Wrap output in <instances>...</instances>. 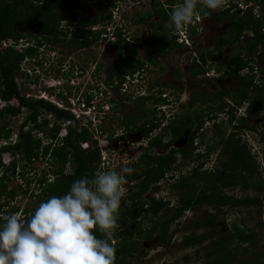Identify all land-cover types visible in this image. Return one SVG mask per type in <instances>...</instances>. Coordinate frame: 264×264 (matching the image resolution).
I'll return each mask as SVG.
<instances>
[{
  "label": "rangeland",
  "instance_id": "374dc122",
  "mask_svg": "<svg viewBox=\"0 0 264 264\" xmlns=\"http://www.w3.org/2000/svg\"><path fill=\"white\" fill-rule=\"evenodd\" d=\"M101 1H104L102 3L105 5L106 0H94L92 3L81 4L84 6L80 9L84 10L88 17L104 16L105 12L111 10L112 19L104 22L105 25H108L107 28L110 25L114 26L117 21L119 22L117 24L127 28V33L122 38L127 39L126 36H129L130 41H126L136 49V52L124 51V56L133 58L135 62H131V64L134 67L137 66L139 61H143V67L139 69L137 75L138 80L128 82L126 89L123 87L124 91L120 89L119 93L113 91L110 83L112 85L116 84L109 79V74L118 49L113 41L106 42L102 37L104 36L102 33L99 35L100 39L90 46L80 47L72 45L69 37L66 40H62V37H60L62 42H59L46 39L43 37L44 34L29 31V37L22 42L20 40L16 42L15 47H34L37 45V41L40 44L37 45V50L31 58L21 62V66L26 69L28 76L24 77L19 72L16 76V82L22 94L26 97L39 98L44 95L52 104L72 111L78 116L81 125L91 123L89 129L95 128L97 130L93 133V139L97 141L100 148L103 145L106 147V149L103 148L100 154L99 171L112 169L120 171L124 166H128L132 167L133 172H135L141 167V165L137 167H134V165L139 163V158L147 147V139L142 137L139 131L135 129L132 131L134 134L131 135L124 132L122 124L125 121L124 117L126 115L136 117V122L140 125L150 118V113L154 111L155 122L158 127L151 134H157L179 118L191 114L193 110L206 107V112H208L207 104L199 102L196 96L198 94L205 97L217 96L219 90L223 88L219 82L215 81L218 72L213 70L215 66L211 60L215 55L220 56L221 58L218 62L216 60V64L223 66V59L226 56L235 54L237 52L235 46L243 44V40L246 42L251 33L246 31L240 37L241 39L236 43L234 42L233 46L217 51V48L213 45L214 41L226 36L229 30V22L217 17L220 11L212 12L209 15V11L205 10V14L200 15L199 12L194 22L188 25L187 28H183L186 29L185 34L189 46L177 45L178 42L172 36V32L176 30L170 27V18H168L167 21L161 23L162 27L156 29V37L161 38L167 33L169 37L174 38L172 42L176 43V46L164 58L161 57L157 64H150L147 63V60L154 54L153 50L157 45L160 46V43L150 36L152 30L145 23L136 22L138 14H142L145 8H149L150 0H145V3L140 6L136 5L134 0H110L111 5L105 6L106 8L102 9L103 11L98 12L95 9V4L100 2L101 5ZM235 2L231 0L230 3L235 4V9L240 10L252 4V13L256 16L259 15L261 7L264 6V3H260V0H238L237 3ZM226 4H229L228 0ZM235 9H233V12L239 14L240 12ZM72 12L73 10L67 14L64 12L67 20L59 22L58 27L66 30V32L72 30L71 25H68V23L73 24L75 18L78 17ZM95 27L92 26L91 28L95 29ZM169 28H171L170 31ZM262 29H264V26ZM33 36H36V39ZM193 40L202 44L196 51L192 44ZM105 42L107 45H105ZM263 46L260 45L257 48L260 53H256V51L251 54V59H248L250 64L247 65L256 69L259 73V69H264ZM243 52L239 50L237 53L244 57ZM200 55H204L203 61ZM205 60L211 63H204ZM206 64H209L210 67L206 68L200 74V77L191 76L194 69H202ZM175 70H178L180 74L176 75ZM258 72L256 75H258ZM130 77H132L131 79L134 78L133 75ZM248 78L251 77L248 76ZM255 84L264 85V77L256 79ZM50 85L53 86L51 89L48 88ZM227 87L233 89V81L232 83L230 81ZM145 89L147 96L139 97ZM251 94L250 92L247 99L249 105L256 101L253 96L250 99ZM166 100H169V102ZM227 100H225L226 103H235L229 95H227ZM10 102L14 106L17 104L16 99H12ZM218 102L217 98L214 102H210L211 106L213 104L212 108L216 107ZM259 102L253 104L257 105ZM3 104L4 102L0 101V106ZM88 106H90L88 110L83 109ZM155 106L161 109L159 110ZM172 107L176 111L174 113L175 120L173 121L170 118L165 121L163 115H165L164 113L168 108L172 109ZM243 109L240 108V112H244ZM23 113L14 117H7L8 126L14 132H16L24 117ZM85 113H88V115ZM217 113L220 112L217 111ZM227 113L224 109L221 114H212L217 120L222 119L223 121L219 133L213 132L212 120H209L211 118L209 117L210 114L206 115L204 113L200 124V120L198 121L196 117L191 118V130L195 131L192 146L195 148L190 150L186 156H182L177 152L176 161L171 164V168L166 169L164 175L158 181L154 182L145 192H142L138 199L136 198L135 204L130 201V198L128 199L129 195L127 193L129 192H126L124 200L121 201L124 204H121L119 216L123 215L124 220H121L124 221L129 230H133L135 233L132 236H124L115 231L112 236H107L118 247L124 244L130 245V251L126 252L123 261H119L117 264H126V262L135 264H209L213 260H216V264L264 263V205L255 203V198L259 196L262 199L264 194V138H260V134L264 135L263 104L261 108L257 107L254 113H251L250 110L248 112V109L244 112L246 118H243L242 127L255 132V134L249 133L250 138L246 135L240 138V144H244L243 146L251 157L249 168L243 174L244 178H241L242 176L236 172V184L217 188L221 202H204L196 209L174 219L172 218L177 200L187 194L186 191L194 192L197 195L199 191L210 185L208 180L210 172L220 171L221 164L225 161V155L219 156L218 154L216 156V154L221 148L222 136L226 137L236 131L244 133L241 131L242 127L234 131L232 124L223 119L227 118ZM43 117L53 123L52 117L48 114L42 113L40 118ZM239 120V117H235L234 122L238 123ZM62 129L61 134H64L66 130H64V127ZM188 132L189 130L185 129L184 133L171 141L165 151L158 149L156 152L166 154L172 148L183 147L188 140L185 137ZM34 134L41 135L37 131ZM117 136L125 137L119 139ZM45 138L44 136V141H46ZM111 138L116 140H111ZM168 139V136L164 138V140ZM88 145L83 143L81 146L86 147ZM208 147L211 149L207 156H201L196 161L192 160L198 151L204 152ZM154 150L155 148L151 149V151ZM2 156L6 161L12 159L10 155L3 154ZM199 163L201 164L199 168L201 174L197 177H191L187 181L186 188L171 189L169 187L170 182L177 181L181 175L188 176ZM211 164L213 165V171H206L205 165L209 166ZM46 168L45 159H38L33 163L19 162L14 175L7 182L6 193H3L0 198L3 204L10 207L3 206V210H15V208L22 207L29 210L33 206H35L33 209L35 210L39 205L37 202L35 203L40 192L38 178L44 176L43 171ZM65 171H68V166H65ZM132 174L126 176V189L135 181L131 177ZM221 176H224V174L222 173ZM259 186H263V189L259 190ZM9 192H13L14 196L10 197ZM135 195L136 193L133 196ZM150 198H155L154 200L157 202H160L159 199H161L163 203L160 202L162 207L160 206L156 214L153 213L155 204L149 200ZM162 200L169 201V204L166 205ZM125 208L131 209L125 210ZM3 210L2 212H4ZM196 222L200 223L199 227L196 226ZM154 225H157V227L152 229ZM164 227L165 235H160L159 229ZM151 229L152 235L148 233ZM202 234L205 238L200 243L185 244L184 239L186 236H199ZM166 236H170V238H166ZM221 236L229 238V242L226 243L228 253H223L221 257L219 254L211 255L210 251L213 248L214 239Z\"/></svg>",
  "mask_w": 264,
  "mask_h": 264
},
{
  "label": "trees",
  "instance_id": "16d2710c",
  "mask_svg": "<svg viewBox=\"0 0 264 264\" xmlns=\"http://www.w3.org/2000/svg\"><path fill=\"white\" fill-rule=\"evenodd\" d=\"M94 1V0H0V42L2 40L11 39L14 42L18 40H25L29 37L31 31L44 34L43 37L46 39H52L53 41L62 42L69 37V41L74 46H90L92 43L100 39V33L105 32V27L92 29L93 26H105V21H110L112 19L111 10L105 12L103 16H93L88 19H81L78 23L79 28L76 30H71L66 32L62 28L58 27L59 22L62 20H67L66 14L69 13V6L81 2L83 4ZM177 0H171L169 2H174ZM260 3H264V0H260ZM111 5L110 0L105 1V6ZM253 7L250 6L242 11L239 15L237 13L228 14V10L222 13V18L232 20V27L228 34L223 38L215 41V45L222 46L224 44L237 42L241 35L246 31L251 33L250 38L243 44V48L252 53L257 51L259 44H264V6L261 7V12L259 15L252 13ZM100 10H102L100 8ZM103 11V10H102ZM203 11H199L200 15ZM64 12L66 14H64ZM157 13L163 19H168L170 17L171 9H157ZM225 13V15H224ZM151 14L145 16V18L150 17ZM140 19V21H143ZM31 25V26H30ZM68 25H71L68 23ZM123 29V30H122ZM122 30V32H121ZM30 31V32H29ZM62 33V34H61ZM127 33V30L121 26V24H115L113 34L116 38L113 42L117 46V57L113 61V67L109 74V79L118 82L116 86L110 83L111 88L115 93H119L120 84L124 81L126 75H133L137 68L143 65V62H138L136 67L132 66L131 62H135L133 58H128L124 56V51L136 52V49L131 47V44L127 41L129 36L122 38L123 35ZM167 34V33H166ZM164 35L161 38H157L155 33L153 35L154 40H158L160 47L158 53L166 54L169 53L171 49L175 48L176 43L169 35ZM173 37H175L172 34ZM36 39V36H33ZM60 37H62L60 40ZM71 37V38H70ZM124 37V36H123ZM127 40V41H126ZM176 40V37H175ZM40 42L37 41V45ZM15 45V43H13ZM10 45L5 48H2L0 45V100L6 102L2 107H0V140H7L11 137L13 133L16 134V139L14 144H8L0 147V169H2L0 176V198L3 193H6L7 182L12 175L15 173V168L19 162L24 163H33L38 159H45L47 163V168L43 171L44 176H39L38 178V187L40 188L39 195L35 203L39 204L42 201H46L51 196H62L70 188L71 184L82 177H88L92 179L99 167L101 162V148L98 146L97 141L93 139L94 131H97L95 128L92 130L89 129L91 125L90 122L87 124L80 123L79 119H76L74 115L69 111V109L60 108L49 101H46L41 98H28L22 94L19 89L16 76L20 72V75L24 77L28 76L26 69L21 66V62L25 59L31 58L35 51L37 50V45L34 47L26 46L22 48H16L15 46ZM178 45V44H177ZM137 47V46H135ZM132 53V54H133ZM129 54V53H128ZM201 59L203 60L204 58ZM127 62V63H126ZM153 62V61H152ZM233 67H231L230 73H235L238 76L239 88L236 92L230 91H221L217 96L205 97L198 94L196 96L197 100L202 103H207L206 108L200 110H193L189 115L179 118L174 121L169 127L166 126L163 128L161 133L151 134L157 127L158 124L155 122V112L150 113V118L143 121L140 125L137 124V118L131 116H125V121L122 122L124 132L129 133V135L134 134L132 131L138 130L139 134L147 139V147L144 153L140 156L139 163L134 165L137 167L141 165L140 169L135 172H132L133 179L135 180L129 186L127 195L128 199L135 204L136 198L140 196L142 192H145L154 182L158 181L163 175L166 169L171 168V164L176 161V153H180L182 156H186L190 150H193L195 147L193 145V139L195 131L191 130L190 121L191 118L196 117L201 123L204 113L206 115L217 114V111L222 112L224 109L228 112L229 120L231 123L234 120V115L232 114V107H229L225 99H223L224 94L229 95L233 98L236 104H239L245 99H248L249 93L250 98L260 101L264 107V85L257 86L254 85L252 80L247 77L239 75L238 70H240L246 64L247 60H243L239 54L230 57L229 61ZM200 73V69H194L191 72L192 77H197ZM21 76V77H22ZM109 84V83H107ZM141 97V96H139ZM218 99L217 106L212 108L211 103ZM12 99H16L17 104L14 106L8 102ZM148 99V98H147ZM211 102V103H210ZM25 111V112H24ZM24 112V113H23ZM23 113L24 117L18 125L16 132L8 126L7 117H14L18 114ZM42 113L48 114L52 117L53 123L50 122L47 118H40ZM243 118H240L238 123L232 125L235 129H240L242 127ZM222 123L214 122L213 123V132L219 133ZM62 127L65 128L66 134L62 137L59 136V133L62 130ZM189 130L188 140L185 145L180 148H172L166 154L157 153L156 150L160 149L165 151L171 141H174L175 138L184 133V130ZM35 131L40 132L41 135L46 137L44 141L40 136H37ZM238 133V134H237ZM168 136V140H164ZM125 136H117L119 139H123ZM143 138V139H144ZM240 132H232L226 137L222 136L221 148L219 149V156L225 155V161L221 164L220 171L210 172V185L203 188L201 191L194 194V192L186 191L187 194L181 196L177 200V204L174 206L175 212L172 218H176L183 214L187 210H194L200 204L204 202L214 201L218 202L221 200L218 187L231 186L237 183V173L243 177L244 172L249 168L250 159L247 150L240 144ZM264 138V137H262ZM111 140H116L112 139ZM86 142L88 145L87 148H83L81 144ZM151 151V149H154ZM210 147H208L204 152H199L197 155H194L192 158L193 161L198 160L201 156H207ZM8 151L14 158L9 165L5 166L2 163L1 153ZM68 165V171H65V166ZM201 164L199 163L188 176L181 175L177 181L170 182L169 187L171 189L186 188L187 181L191 177H197L201 172L199 168ZM236 170V171H235ZM47 171V172H46ZM224 176H221V174ZM48 175V176H47ZM52 176L51 180L47 177ZM128 177L129 174H126ZM225 177V178H224ZM169 180V179H168ZM263 186H259V190H262ZM10 197H13V192H9ZM136 193L135 196H133ZM13 194V195H12ZM39 197V198H38ZM125 198V197H124ZM122 198V200H124ZM155 198H150L155 204L153 213L156 214L159 210L160 202L154 200ZM264 194L262 199L258 196L255 198V203L264 205ZM149 201V202H151ZM166 205L169 204V201L162 200ZM221 202V201H220ZM124 204L123 202L121 203ZM161 204H163L161 202ZM0 199V210L3 206ZM34 207L30 210L25 209L24 212L27 214L26 217H30L34 212ZM131 208H125V210H130ZM123 215L118 217L119 228L115 231L119 235L132 236L135 232L129 230L128 227L124 224ZM2 222V219H0ZM196 226L199 227L200 223L196 222ZM157 225H154L152 229L156 228ZM152 229L148 231L149 234L152 233ZM160 235H165V227L159 229ZM98 238L108 239L111 242V239L108 238L103 233H97ZM152 235V234H151ZM170 238V236H166ZM205 236H186L184 241L186 245L196 244L203 241ZM229 238L221 236L220 238H215L213 241V248L210 251L211 255L219 254L220 257L226 251ZM116 248V259L115 264L119 261H123V258L126 256V252L130 251V245L124 244L115 245ZM126 261V260H125ZM126 264H135L131 262H126ZM209 264H216V260L210 261ZM264 264V263H262Z\"/></svg>",
  "mask_w": 264,
  "mask_h": 264
},
{
  "label": "clouds",
  "instance_id": "9594fccd",
  "mask_svg": "<svg viewBox=\"0 0 264 264\" xmlns=\"http://www.w3.org/2000/svg\"><path fill=\"white\" fill-rule=\"evenodd\" d=\"M226 3L227 0H181L170 13V27L176 30L172 34L176 37L178 44L189 46V42L186 43L182 40L181 32H185L186 29L183 28H187L188 25L194 22L199 14V10H208L210 15L212 12L224 10ZM250 6L252 4L246 6L243 10ZM98 26L95 28L98 29ZM105 26V32L102 33L104 36L102 37L106 42H114L113 30L115 25H110L108 28V25ZM20 41L22 42L23 40ZM14 43L16 45V42ZM248 69V76L251 77L253 84L261 86V84H255V82L256 79L263 78L264 76L256 75L258 71L250 66H248ZM134 74L133 79L130 77L132 75L124 77V81L120 84V90L124 91L128 82L138 80L137 75L139 71L135 70ZM253 76L255 77L254 79ZM114 82L116 85L118 84V82ZM51 87L53 86L50 85L48 88L51 89ZM143 91L144 93L139 96H147L145 94L146 89ZM39 98H45L48 101L44 95ZM10 101L8 102L9 104L11 103ZM166 101L169 102V100ZM228 104L229 107L233 108L232 111L234 112L232 114L235 117L246 118L244 112L249 109L247 99L239 104L233 102H228ZM155 107L158 108V106ZM88 108L90 106L83 109L88 110ZM240 108H244V112H240ZM158 109L160 110L161 108ZM175 112L173 107L172 109L168 108L164 113L165 115H163L165 121H168L170 118L174 121ZM221 113H217L216 115ZM85 114L88 115V113ZM73 115L76 119H79L74 113ZM229 116L227 113V118L223 119L228 121ZM209 117H211L209 120H212V128L214 122H223L222 119L217 120L211 114ZM234 120L231 122L232 125L237 123ZM241 131L244 133H240V137H243V135L249 136V133L255 134L253 130L245 127H242ZM65 134L66 131L64 134L60 132L59 136L62 137ZM13 135L14 133L7 140H0V147L14 144L16 134L14 137ZM262 137L264 135L260 134V138ZM103 148L106 149L103 145L101 153ZM3 154L12 156V159L10 158L9 161L4 160ZM218 154L219 152L216 156ZM1 156L2 163L5 166L9 165L14 158L8 151L1 153ZM205 166L206 171H213L212 164ZM133 171L134 169L128 166H124L120 171L115 169L99 171L98 167L92 179L82 177L75 180L64 195L51 196L46 201L40 202L30 217H26L27 214L24 212L26 208L24 207L15 208V210H3L2 208L0 210V219H2V222H0V264H115L116 248L114 243L108 239L98 238L97 233L112 236L115 230L119 228L117 221L121 201L129 189L125 188L127 182L126 174H131ZM1 172L2 169H0V176ZM51 177L47 178L51 180ZM5 206L10 208L8 205ZM188 211L190 210L183 212L182 215Z\"/></svg>",
  "mask_w": 264,
  "mask_h": 264
},
{
  "label": "flooded vegetation",
  "instance_id": "af4514ba",
  "mask_svg": "<svg viewBox=\"0 0 264 264\" xmlns=\"http://www.w3.org/2000/svg\"><path fill=\"white\" fill-rule=\"evenodd\" d=\"M118 1H120V0H118ZM135 1V3H136V5H138V6H140V5H143L144 3H145V0H134ZM169 1H171V0H150V3H149V8L147 9V8H145V10H144V12L141 14V13H139L138 14V18H137V20H136V22H138V23H145L146 25H147V27H149L150 28V30H152V33L150 34V36L151 37H153V35L155 34V31H156V29H158V27H162L161 26V23L163 22V21H167L168 19H163L161 16H159L158 15V13H157V9L158 8H160V9H165V10H168L169 8L172 10L178 3H180L181 2V0H177V1H175V3L174 2H169ZM232 1H236L235 3H237L238 2V0H232ZM98 2V1H97ZM104 3V1H101V3ZM228 2H229V4H226L225 5V8H224V10H222V11H220L218 14H217V17L219 18V19H221L222 18V13L223 12H226L225 10H228L227 12H228V14H233L234 12H233V9H235V4H232V3H230L231 2V0H228ZM87 3H92V1H89V2H87ZM100 3V2H99ZM99 3H96L95 4V6H96V8L95 9H97L98 10V12L100 11V8L101 9H104V5H103V3L100 5ZM80 4H83V3H81V2H77V3H74V4H72V5H70L69 6V13L73 10V12L72 13H75L76 15H78V17L77 18H75V20H74V22H73V24H71V28H72V30L74 29V30H76V29H78L79 28V21L81 20V19H88V18H91L92 16H90V17H88L87 16V14H85V12H84V10H82V9H80V7H79V5ZM236 11H239L240 13L239 14H241L242 13V11L243 10H240V9H235ZM148 12L151 14V16L150 17H147V18H145V16L148 14ZM224 15H225V13H224ZM125 17V16H124ZM79 18V20H77ZM144 18V20L143 21H140V19H143ZM170 18V17H169ZM223 20H225V21H227V22H229V30H228V32L230 31V29H231V27H232V20H228V19H225V18H223ZM122 26V25H121ZM103 28L104 26L102 25V26H98V28ZM105 28H106V26H105ZM172 28V27H171ZM171 28H169L168 30L170 31L171 30ZM124 29H126L127 30V28L125 27ZM228 32L226 33V35L228 34ZM242 36V35H241ZM223 38V37H222ZM221 39V38H220ZM241 39V38H240ZM128 40V39H127ZM219 40V39H218ZM217 41V40H216ZM245 40H243L242 42H243V44L245 43L244 42ZM193 45H194V49H195V51H196V49L198 48V47H200L202 44H200V43H198L199 41H194L193 40ZM236 43V42H235ZM235 43H229V44H224V45H222V46H217V45H215V41H214V46H215V48H217V51H222L223 49H227V48H230L231 46H233ZM243 44H239L237 47L235 46V49L237 50V52L240 50V51H244L243 52V55H244V57H241L240 56V54H239V56L243 59V60H247V62H246V64L244 65V67H242L240 70H238V72H239V75L240 76H243V77H247L248 78V73H249V69H248V64H250V62H248V59H251V57H252V52H250V51H248V50H245L244 48H243ZM105 45H107V43L105 42ZM179 45V44H178ZM192 45V46H193ZM260 45H264V44H259L258 46H260ZM80 47H83V46H80ZM159 47L160 46H156V48L153 50V55L152 56H150L149 58H148V60H147V63H150V64H157V62H159V60L161 59V57L162 58H164L166 55H168L169 53H166V54H160V53H158L157 51H158V49H159ZM177 48V47H176ZM178 49V48H177ZM263 49H264V46H263ZM237 52L235 53V54H233V55H230V56H226V58H224L223 59V66H221L220 64L218 65V64H216V60H217V62L219 61V59L221 58L220 56L218 57V56H214V58L211 60V62H213V65L215 66H213L214 67V71L216 70L217 72H218V74H217V77H216V80L215 81H217V82H219L220 83V86H223V88L222 89H220L219 90V93L221 92V91H230V92H236L237 90H238V88H239V86H240V84H239V81H238V76L235 74V73H230V71H231V67H233L232 66V64L229 62L230 61V57H232V56H234V55H236L237 54ZM256 53H260L259 51H257ZM202 56V58H205V57H203L204 55H201ZM117 57V56H116ZM146 61V60H145ZM153 61V62H152ZM203 61V60H202ZM140 62H143V61H140ZM207 62H209V63H211L210 61H208V60H205L204 61V63H207ZM138 66V65H137ZM142 67L143 66H141V67H139V68H137L138 70L137 71H139V69H142ZM210 66H209V64H206L205 65V67H202V69H200V68H197V69H200V73L197 75V77H200V74L206 69V68H209ZM260 70V73L258 72V75H261V76H264V69L262 70V69H259ZM175 73H176V75H178V73L180 74V72L178 71V70H175ZM255 77L253 76V79H254ZM251 79V78H250ZM230 81H231V83H232V81H233V83H234V88L233 89H230L229 87H227V84L228 83H230ZM235 81V82H234ZM226 84V85H225ZM233 90V91H232ZM223 99H225L226 101H228L227 100V94H224V96H223ZM199 101V100H198ZM200 102V101H199ZM255 102H258V101H254V102H252L251 103V105H249L248 106V112H249V110H250V112L251 113H254L256 110H257V107H259V108H261V103L259 102V104H253V103H255ZM202 103V102H201ZM205 104H207V103H205ZM206 108V107H205ZM234 111H232V113H233ZM211 114V113H210ZM188 135H189V132H188V134L185 136V137H187L188 138ZM155 197V196H154Z\"/></svg>",
  "mask_w": 264,
  "mask_h": 264
},
{
  "label": "built area",
  "instance_id": "2783aa9c",
  "mask_svg": "<svg viewBox=\"0 0 264 264\" xmlns=\"http://www.w3.org/2000/svg\"><path fill=\"white\" fill-rule=\"evenodd\" d=\"M181 38H182V40L184 41V42H188L187 41V36H186V34H185V32L183 31V32H181ZM13 41L12 40H2L1 42H0V45H1V47L2 48H5V47H7V46H10V45H13Z\"/></svg>",
  "mask_w": 264,
  "mask_h": 264
},
{
  "label": "water",
  "instance_id": "95a60500",
  "mask_svg": "<svg viewBox=\"0 0 264 264\" xmlns=\"http://www.w3.org/2000/svg\"><path fill=\"white\" fill-rule=\"evenodd\" d=\"M82 6H84V5H81V4L79 5L80 8H82ZM185 135H187V133Z\"/></svg>",
  "mask_w": 264,
  "mask_h": 264
}]
</instances>
